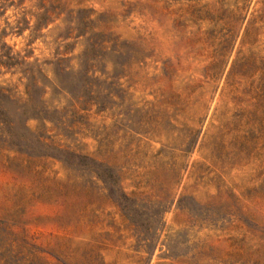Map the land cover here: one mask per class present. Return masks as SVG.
I'll use <instances>...</instances> for the list:
<instances>
[{"label":"rangeland","instance_id":"obj_1","mask_svg":"<svg viewBox=\"0 0 264 264\" xmlns=\"http://www.w3.org/2000/svg\"><path fill=\"white\" fill-rule=\"evenodd\" d=\"M0 264H264V0H0Z\"/></svg>","mask_w":264,"mask_h":264}]
</instances>
